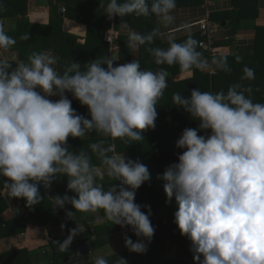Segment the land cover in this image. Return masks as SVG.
I'll return each instance as SVG.
<instances>
[{
  "label": "clouds",
  "instance_id": "1",
  "mask_svg": "<svg viewBox=\"0 0 264 264\" xmlns=\"http://www.w3.org/2000/svg\"><path fill=\"white\" fill-rule=\"evenodd\" d=\"M176 7V0H152L151 5L148 0H109L105 12L110 20L133 13L155 15L168 27L176 20ZM120 24L127 47L133 50L154 44L160 33L159 27L142 34L123 19ZM29 38V34L22 37ZM16 42L0 21V48L7 50ZM168 43L167 48L147 49L158 65L178 64L183 71L209 67L193 36L177 42L172 34ZM59 59L53 51L44 50L32 52L27 62L22 60L15 68L0 60V176L7 178L9 195L26 198L32 207L44 199L39 182L50 189L56 179L67 175V188L77 195L55 196L57 208L71 204L76 211L103 209L114 224L131 226L136 236L151 242L156 230L151 206L136 203L137 190L150 181L148 167L124 153H114L101 140L90 145L105 166L101 171L87 152L71 151L68 141L93 132L141 141V132L156 127L157 104L169 87L168 71L142 70L137 59L114 66L116 59L105 56L83 66L74 61L61 72ZM211 63L221 71H232L226 56L213 57ZM243 72L242 79L255 78L254 69L245 66ZM251 91L234 84L227 93L196 88L187 97L173 94L175 105L200 124L184 129L176 142L184 151L162 179L167 181V203L175 196L178 204L174 222L190 239L198 264H264V103L245 94ZM67 92L89 108L91 119L73 108ZM54 96L60 98L51 99ZM105 175L120 183L105 190ZM67 216L74 219L75 213L68 211ZM79 231L80 226L73 228L65 240L57 241L61 252L71 246ZM125 245L132 252L148 251L143 240L134 242L126 234ZM95 264L109 261L98 257ZM119 264L127 260L121 257Z\"/></svg>",
  "mask_w": 264,
  "mask_h": 264
},
{
  "label": "trees",
  "instance_id": "2",
  "mask_svg": "<svg viewBox=\"0 0 264 264\" xmlns=\"http://www.w3.org/2000/svg\"><path fill=\"white\" fill-rule=\"evenodd\" d=\"M58 4L65 6V13L62 15L57 12V6L51 2L53 9H55L54 17L48 24H35L31 23L24 17L27 13L28 0H0V18L14 17L22 15L23 18L18 20V28L8 35L17 40L13 49L18 50V60L9 61L12 67L15 68L20 61L27 62L28 56L32 52H40L44 49H53L60 56L61 72L74 61L79 62L82 66L90 63L92 60L101 59L109 56V46L104 40V35L109 28L112 27L113 21L116 27L117 23L122 19L127 21L131 27L141 30L142 34H146L152 29L158 27V20L155 15L151 17H144L135 13L125 16L123 18L115 16L113 21L109 19L108 14L105 12L106 5L109 0H94L93 3L87 4L82 0H52ZM124 2V0H120ZM151 5L152 0H148ZM205 0H176L177 6L199 5L203 4ZM234 9L231 11L211 13V19L216 21H228L227 34L233 35L235 31L243 28L242 21H254L258 14L256 0H232ZM101 3L103 6H101ZM68 17L76 21L83 22L87 25V37L83 45H79L78 37L63 30V18ZM255 29V52L252 55H237L241 58L238 62L236 57L228 55L227 61L232 69L235 63L234 70L231 72L219 71L217 75L210 76L203 74L199 69H195V75H203V84L199 86H190L181 89L169 90L164 93V97L157 104L158 118L156 120L155 129L149 128L141 132L143 139L141 141H125L121 139H113L107 136H98L91 138H72L69 137V146L71 151L79 152L83 150L92 157L93 165H102L101 159L93 153L90 145L97 143L101 140L105 141L104 146L108 147L111 144L115 145L118 153H127L129 158L139 160V162L146 165L150 172V181L144 184L136 192V203L140 205H150L152 215L150 216L151 222L155 227V234L151 242L147 241L144 237L136 236L131 226L126 228L131 230L130 237L136 242L143 240L148 245V251L142 253L146 258L148 264H189L185 259H170L164 260L161 257V250L171 241L180 242L183 246L191 247V241L188 237L181 234L178 225L174 222V213L178 209V204L173 196L171 203H167L168 197L165 192V184L167 181L162 179V175L166 168L173 163H178V156L182 154L184 149L176 146L177 140L181 137L185 128H199L200 121L196 117L191 116L182 107L175 105L173 101V94L179 92L182 96H189L193 89L199 88L201 91L217 93L223 90L227 93L231 86V76L235 71L237 77L244 76L243 69L245 66L254 69L255 78L250 79L257 82L249 95L254 102L262 103L264 101V26H254ZM29 39H22L23 36L28 35ZM122 37V36H121ZM184 36L176 39L177 42H182L187 39ZM196 40H201V35L193 36ZM127 37L120 39L121 50L120 57H123L122 50L127 46ZM96 48V52L84 54L89 52V47ZM169 43L160 41L157 36L155 43L151 45L140 46V57L138 60L141 63L142 70L148 69L157 71L161 68L171 71L176 74L181 71L180 66H169L167 64L158 65L155 58L148 52L149 47L167 48ZM197 51L203 53V57L207 53L200 47ZM83 57L84 60H81ZM2 60V58H0ZM235 61V62H234ZM107 67V65H103ZM249 80V79H248ZM68 98L72 101L76 99L71 92L66 93ZM74 109L79 114L84 115L86 118L91 117L89 108L82 104H73ZM205 135L204 131L200 132ZM109 152L108 155H111ZM100 182V181H98ZM105 190L109 188L112 183L119 184L120 181H114L113 178L105 175L104 180ZM68 177L65 175V183L61 187L52 186L50 189L51 194L47 195L41 192L44 199L41 203L29 207L26 198L11 197L9 193L5 196L2 195L0 189V238L20 234L25 232L27 223L39 225L46 224L49 211L55 206V196H76L74 191L67 188ZM18 201L26 209L24 215L17 219L5 220L1 217L11 204ZM145 213L148 208L141 209ZM72 211L75 213L74 219H69L67 212ZM103 215V209L99 210ZM84 211H76L73 205L66 204L61 213L52 219L48 224L54 230L50 233V246L52 249L51 263L50 264H64L68 258L73 255L77 250V243L87 240L91 243L92 249L106 245L111 242L114 232L120 231L121 226L114 224L113 221L100 222L97 225H92V229L88 226L85 239L81 240L74 238L71 246L64 252L59 250L57 241L62 242L65 240L74 227L76 217ZM65 225V227H61ZM91 229V230H90ZM93 237V239H92ZM132 252V251H130ZM108 259L109 264H119L121 257L127 260L129 258L128 251H121L117 254L104 256ZM96 260V259H95ZM95 260H90L82 264H95ZM0 264H32L28 250L23 247L11 248L0 253Z\"/></svg>",
  "mask_w": 264,
  "mask_h": 264
},
{
  "label": "crops",
  "instance_id": "3",
  "mask_svg": "<svg viewBox=\"0 0 264 264\" xmlns=\"http://www.w3.org/2000/svg\"><path fill=\"white\" fill-rule=\"evenodd\" d=\"M84 1L87 4L94 2V0H82V2ZM51 2H53V4L57 6V12L61 13L62 15L66 12V11L61 12L60 10V8H65L63 4H58L52 0H28L27 13L26 15H24V17L27 18L31 23L48 24L49 21L55 15V9H53ZM256 5L258 8L257 17L251 23L250 21H242L243 28L233 33V45L230 47H223L222 56H228V55L237 56L240 54L252 55L255 52L254 26H264V0H256ZM233 9H234V4L232 0H205L203 4H199V5L177 6L173 13V15H175L176 17V20L172 25L165 27L158 22V27L160 28V33L158 37L160 38V41L168 43V37L169 35L172 34L175 35L176 39L189 35L197 36L200 34L199 25L201 22L204 21H209L211 28L216 29L218 31V34L220 36H223L227 34L226 31L228 29V21L212 20L211 13L231 11ZM20 18H23V16L16 15L14 17L0 18V21L4 22L8 33L18 28V20ZM120 23L121 21H119L115 27L113 21L112 27L109 28V30L113 28V30L117 33V46L115 49V57H114L116 61L114 63V66L125 64L135 59L138 60V58L140 57V46L135 50L130 49L126 46L125 48H123L124 51L122 50L123 57L122 58L120 57L119 53L122 48L120 44V39L127 37L125 31L121 28ZM184 25H188L189 27L184 28ZM133 29L141 33V30L137 28H133ZM63 30L77 36L79 45H83L85 43L87 37V25L85 23L64 16ZM13 47L14 46H12L7 50L0 48V58H2V60H7V61H17L18 50L13 49ZM44 50H51L54 52V54H56L60 58L59 54L55 52L53 49H44ZM95 52H96V48L90 46L89 52H86L83 57H85L88 54H93ZM83 57H81L82 58L81 60H84ZM234 66L235 63L232 66V70H234ZM58 68L61 71L60 59H59ZM195 69L196 68H193L187 71L181 70L176 74L172 73L171 71H168L169 73L168 89L175 90L190 86H199L203 84L202 73L200 75H195L194 72ZM242 77L244 76L237 77L234 71L231 76L230 84L231 85L240 84L242 88L250 87L254 89V87H252L254 85L252 84H255V82L250 79L249 80L242 79ZM245 94L249 95V93L247 92ZM59 98H60L59 96L51 97V99L53 100H58ZM262 103H264V101ZM73 104H81V103L78 99H74L72 100V105ZM87 118L91 119V117H87ZM98 136H104V135L93 132L84 138H91ZM124 155L127 158H129L127 153H124ZM96 166L101 171H103L105 167L103 164ZM6 179H7L6 177L0 176V189L2 191L3 196L9 193V190L6 187ZM64 183H65V175H62L53 182L52 186L61 187ZM62 209L63 208H57L56 206H54L48 213L46 224L41 223L39 225H35L32 223H27L25 232L0 238V253L5 250H9L11 248L23 247L28 250L32 264H50L52 261L51 260L52 249L50 246L49 237H50V233L53 232L54 228L48 223L56 216H58L61 213ZM25 212L26 209L22 207V205L19 204L18 201H16L13 204H11L4 212L1 213V217L5 220L17 219L20 216L24 215ZM105 221H109V219L107 218L106 214L103 215L100 211L80 213L74 221V227L78 228L80 226L82 231H79L75 238L84 240L86 232L88 230V226L92 229L93 228L92 225L94 226L99 224L100 222H105ZM130 233H131L130 229L126 227H122L120 231L114 232L110 243L94 249L95 255L93 257L87 258V253L90 250H92V248L84 252L78 251L75 252L73 255H71L68 258V260L64 262V264H82L90 260H95L98 257L117 254L121 251L129 252V258H128L129 264H148L146 258L143 256L142 253L130 252L129 248L126 247L125 234L129 236ZM84 242H87V240L77 243V247L78 245ZM190 249L191 247L183 246L182 243L180 242L171 241L161 250V257L164 260L181 258L187 260L189 264H198V262L195 261L193 252Z\"/></svg>",
  "mask_w": 264,
  "mask_h": 264
},
{
  "label": "built area",
  "instance_id": "4",
  "mask_svg": "<svg viewBox=\"0 0 264 264\" xmlns=\"http://www.w3.org/2000/svg\"><path fill=\"white\" fill-rule=\"evenodd\" d=\"M60 10L61 12H64L65 8H60ZM199 31L201 35L199 46L207 53V56L205 58L208 60L209 63L208 68L200 71L203 74H208L210 76L217 75L220 70L217 69L216 66L211 63L212 59L213 57L222 56L223 47H230L233 45V35L225 34L223 36H220L216 29L211 28L209 21L201 22L199 25ZM104 40L109 46V56L114 58L115 49L117 46V33L113 30V28L106 31L104 35ZM110 146L112 147L114 153H118L114 144H111Z\"/></svg>",
  "mask_w": 264,
  "mask_h": 264
},
{
  "label": "water",
  "instance_id": "5",
  "mask_svg": "<svg viewBox=\"0 0 264 264\" xmlns=\"http://www.w3.org/2000/svg\"><path fill=\"white\" fill-rule=\"evenodd\" d=\"M223 23H225V22H223ZM235 33V32H234ZM39 187H40V191L42 192V193H45V194H48V195H50V191H49V188H47V187H45L44 186V183L41 181V182H39ZM92 248V245H91V243L90 242H84V243H82V244H80V245H78V247H77V249H78V251L79 252H84V251H88V250H90Z\"/></svg>",
  "mask_w": 264,
  "mask_h": 264
},
{
  "label": "rangeland",
  "instance_id": "6",
  "mask_svg": "<svg viewBox=\"0 0 264 264\" xmlns=\"http://www.w3.org/2000/svg\"><path fill=\"white\" fill-rule=\"evenodd\" d=\"M88 225H90V224H88ZM120 226V225H119ZM89 253V254H88ZM87 253V258H90V257H93L95 254V250L94 249H92V250H90L89 252Z\"/></svg>",
  "mask_w": 264,
  "mask_h": 264
}]
</instances>
